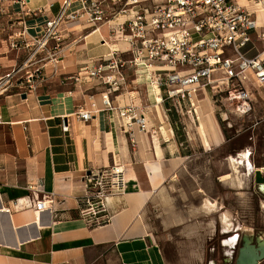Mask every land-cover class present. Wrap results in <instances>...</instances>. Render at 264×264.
Returning a JSON list of instances; mask_svg holds the SVG:
<instances>
[{"label": "crops", "instance_id": "crops-1", "mask_svg": "<svg viewBox=\"0 0 264 264\" xmlns=\"http://www.w3.org/2000/svg\"><path fill=\"white\" fill-rule=\"evenodd\" d=\"M25 6L38 10L25 20L31 28L34 22L41 26L57 15L63 0H27ZM78 6L79 1L73 0L65 12ZM118 20L121 18L104 24L84 23L83 19L66 22L70 24L61 28L60 36L72 41L54 48L59 55L46 62L47 77H69L73 70L109 53L113 46L106 40L102 43L104 32L113 33L111 28ZM6 26V20L0 19V28ZM5 34L0 29L1 52L6 49ZM22 51L0 55V75L22 58L17 57ZM144 70L138 66L132 81L142 78ZM42 73L45 79L46 71ZM65 85L41 88L40 84L26 92L12 86L0 95V264H92L101 256L114 257L119 264H171L150 231L147 208L181 163L182 142L174 137L175 127L162 125L159 103L151 104L155 97L146 100L144 96L146 104L140 111L148 117L147 131H140L135 123L123 130L117 124V110L102 104L106 86L98 79ZM121 97L110 94L113 104ZM91 101L100 110L88 121L76 119V110L89 109ZM158 116L160 124L153 121ZM62 120L68 123V131L62 130ZM209 120L200 126L205 145L228 143L220 127ZM232 144L237 150V155H227L232 171L239 175L242 162L244 175H253L252 188L260 191L255 171L264 178V131L258 137L255 125H250L236 134ZM114 162L124 167V191L107 198L108 223L88 226L80 215L83 177ZM228 175L222 180L227 181ZM242 180L234 181L239 187ZM38 201L44 207L37 208Z\"/></svg>", "mask_w": 264, "mask_h": 264}, {"label": "built area", "instance_id": "built-area-1", "mask_svg": "<svg viewBox=\"0 0 264 264\" xmlns=\"http://www.w3.org/2000/svg\"><path fill=\"white\" fill-rule=\"evenodd\" d=\"M26 1L0 0V19L7 22L6 27L0 28L6 32L2 38L6 49L0 51V55L23 50L17 57H24V51L31 45L36 44L37 48L32 50L36 53L49 39L59 41L61 23L83 19L91 24H104L121 18L111 29L114 38L126 48L110 49L96 61L83 65L74 79L78 83L98 79L106 86L101 94L102 104L106 109L117 110L124 121L123 130L128 131L126 124L132 123L139 126L140 131L146 132L148 128L145 113L137 112L129 104H113L110 98L117 90L114 85L123 79L120 68L124 66L144 67L151 88H163L164 98L158 100L155 96V102H164L167 112L172 109L178 112L182 103L184 107L189 106L187 113H196L197 91L210 88L214 96L224 92L223 99L231 107L229 111L243 116L253 109L251 80L264 89V0H111L113 9L105 0H78L79 6L69 12L65 10L73 0H63L61 11L44 22L37 40H30L31 28L25 20L38 10L27 8ZM256 42L261 44V49ZM123 53L128 57L123 58ZM104 57L108 60L104 61ZM31 58L26 57L20 65L0 75V95L12 86L26 92L41 84L38 82L43 81V77L38 80V76L42 67L25 71L27 75L22 80L15 76L27 67ZM111 71H118L120 77L108 74ZM99 110L91 101L89 109L79 107L74 116L85 122ZM68 127L62 120V130L68 131ZM83 181L81 217L88 226L108 223L111 216L106 209L107 198L123 193L125 188L123 165L114 162L90 170ZM44 204L38 201L36 207L40 209Z\"/></svg>", "mask_w": 264, "mask_h": 264}, {"label": "rangeland", "instance_id": "rangeland-1", "mask_svg": "<svg viewBox=\"0 0 264 264\" xmlns=\"http://www.w3.org/2000/svg\"><path fill=\"white\" fill-rule=\"evenodd\" d=\"M109 5L113 9L114 6H112L111 0H109ZM74 21L70 22L73 23ZM84 23H86L85 20ZM69 24L61 23L58 26V34H60V30L64 25ZM41 26L38 22H34V26H30V40L33 38H36L35 40L39 39L42 33ZM104 33L105 38L102 43H105L106 40L113 48L119 50L126 48L125 44L119 43L114 38V34L109 29ZM70 41L72 40H69L68 37L63 38L62 36L59 41L49 39L42 48L37 49L36 53H32L33 48H37L36 44L31 45L24 51V57L22 56L13 66L20 65L26 57L32 56L31 60L27 63V67L15 76H20V80H22L27 75L25 71H33L35 68L42 67L41 71L45 70L46 73L45 79L43 73L38 76V80L40 76L43 77V81L38 82L42 84L41 88H60L64 84H67L66 87L78 83L75 81L74 76L77 75L79 69L73 70L74 73H71L69 77H67L68 75L47 77L49 75V65H45L46 62L59 55L58 51L54 53V48L59 49L70 43ZM256 43L261 49V44ZM14 51L16 54L18 53L16 50ZM11 52L7 54L10 55ZM122 55L123 58L128 57L126 53ZM107 60L108 57H104V61ZM60 67H58V72H60ZM134 70V68L127 66L120 68L123 79L118 81L117 85H114L117 90L113 91L112 95H122L116 101V104L119 103L120 106H124L126 100L130 101L129 105L133 106L138 112L146 104L143 103L144 96L146 100L150 96H156L158 100H161L164 98V93L163 88L160 90L151 88L146 70L143 71L142 78L138 81H132L136 78ZM108 74L120 77L118 71H111ZM53 77L57 78L53 79ZM13 83H15L14 80ZM249 88L253 91V109L249 114L243 116L229 111L231 107L223 99L224 92L214 96L210 88L197 91L194 100L197 107L196 113L194 111L190 114L187 113L186 110L189 109V106L184 107L182 103L180 107L178 106V112L175 109L169 112L165 111V105L162 101L158 104L164 120L162 125L174 126V137H178L182 142L180 165L177 166L175 174L166 181L162 193L147 208L150 231L171 264H207L208 260L210 264L212 258H214L215 264H222L223 261L219 254L222 250L226 252L230 250L229 246L217 245L215 250L211 251L209 249L208 238L211 237L214 232L213 226L216 225L220 231H228V234L233 236H230L232 238L235 237L234 235L239 234L247 238L260 235L264 239V202H262L264 201V194L252 188L251 178L253 175L252 173L244 175L246 169L242 162L239 166L240 174L236 175L232 171L227 158V155H237V150L233 148L232 144L236 134L243 132L250 125H255V133L258 137L261 131H264V89L254 85L252 80L249 83ZM128 91H134V93L127 95ZM149 103L152 104L155 101ZM202 111L204 116L201 113ZM196 115L198 119H196ZM208 116L223 131L225 139H229L228 143L218 146L205 145L204 134L201 132L200 126L203 128L210 123ZM117 119V124L120 123L123 127L124 121L121 116L118 115ZM156 120L160 124L159 116L153 121ZM132 122L134 121L132 120ZM257 122L258 124H256ZM132 124H126V126ZM226 174H230L228 180L223 181L222 176ZM241 177L243 179L242 185L238 187L234 180ZM207 201L213 203L214 207ZM204 203H206L205 206ZM227 239L229 238H225V241ZM211 255L215 256L212 257ZM92 264H119V261L111 256L106 258L101 256L94 260Z\"/></svg>", "mask_w": 264, "mask_h": 264}, {"label": "flooded vegetation", "instance_id": "flooded-vegetation-1", "mask_svg": "<svg viewBox=\"0 0 264 264\" xmlns=\"http://www.w3.org/2000/svg\"><path fill=\"white\" fill-rule=\"evenodd\" d=\"M259 192L264 194V192L262 191ZM213 228L214 232L211 234V237L208 238L210 245L209 249L211 251L215 250L217 245L225 246V244H223V240H225V238L228 237L229 239H231L233 237L232 235L228 234V231H220L217 225L213 226ZM234 236L236 237L235 240L231 241L230 244H226V246H229L230 250H227V252L225 250H222L219 254L221 256L222 261L224 262H222V264H236V260L240 253V250L246 243L250 245L249 247L253 246L254 249H257L259 246L262 245L264 246V239L260 235H254L248 238L244 237V235L240 236L239 234H236ZM257 254H261V251L259 250ZM213 259L214 258L211 259L212 263L210 262V264L214 263ZM207 264H209V260ZM253 264H264V255L260 258H256V262Z\"/></svg>", "mask_w": 264, "mask_h": 264}, {"label": "water", "instance_id": "water-1", "mask_svg": "<svg viewBox=\"0 0 264 264\" xmlns=\"http://www.w3.org/2000/svg\"><path fill=\"white\" fill-rule=\"evenodd\" d=\"M24 97V95H23ZM255 181L258 183H263L264 178L261 175V172L259 170L255 171ZM250 245L247 243L241 248L240 253L237 257L236 264H253L256 262V258H260L264 255V246H259L257 249H254L253 251L249 248ZM261 251V254H257L258 251Z\"/></svg>", "mask_w": 264, "mask_h": 264}, {"label": "bare ground", "instance_id": "bare-ground-1", "mask_svg": "<svg viewBox=\"0 0 264 264\" xmlns=\"http://www.w3.org/2000/svg\"><path fill=\"white\" fill-rule=\"evenodd\" d=\"M260 190L264 191V182L260 184ZM234 240H235V237L225 241V244H230V242L234 241ZM249 248H250L251 251L254 250L253 247H249Z\"/></svg>", "mask_w": 264, "mask_h": 264}]
</instances>
